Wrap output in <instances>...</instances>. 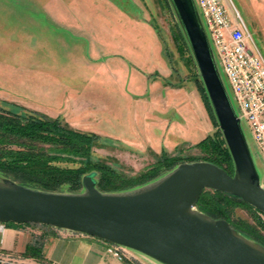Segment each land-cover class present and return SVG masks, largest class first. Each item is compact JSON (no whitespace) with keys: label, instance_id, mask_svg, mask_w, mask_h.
<instances>
[{"label":"rangeland","instance_id":"1","mask_svg":"<svg viewBox=\"0 0 264 264\" xmlns=\"http://www.w3.org/2000/svg\"><path fill=\"white\" fill-rule=\"evenodd\" d=\"M231 2L264 58V0ZM166 4L164 0H0V110L20 116L32 112L45 116L44 112H53L68 129L97 137L86 157L57 152L55 144L42 145L52 157L50 165L58 169L81 168L85 175L94 171L97 181L99 170L93 166L98 164L123 177H136L161 156L169 158L172 168L201 160V150L194 146L197 142L186 143L189 136L195 138L199 131L190 133L193 129L185 120L190 116V98L185 89L179 91L182 122L175 123L177 127L171 126L172 118L161 124L169 126L167 130L158 127L154 130L156 117L149 113L151 106L146 112L153 92L144 90V83L152 75L145 69L159 67L163 62L160 45L169 61V71L183 73L185 81L196 89L202 111L211 124L206 136L216 138L217 127L195 84L197 72L193 60L178 38L176 21ZM96 37L98 43L94 41ZM98 44L106 50L98 48ZM129 48L134 59L145 62V69L139 66L143 73L135 69L132 72L126 66L125 60L133 61L124 55ZM222 81L231 97L223 76ZM176 96L172 98L164 91L160 103H166L163 105L166 110L173 108ZM244 124L241 127L264 187V161L256 154ZM5 148L16 150L13 145ZM171 167H159L158 172L163 174ZM9 179L23 185L17 179ZM81 190L75 189L73 193ZM67 191V186L62 185L54 192ZM229 211L233 218L246 222L264 236L260 225L264 223L263 214L239 206ZM2 255L7 254L0 252ZM10 256L32 264H47L41 258ZM125 257L122 259L134 264H159L130 250H125Z\"/></svg>","mask_w":264,"mask_h":264},{"label":"water","instance_id":"2","mask_svg":"<svg viewBox=\"0 0 264 264\" xmlns=\"http://www.w3.org/2000/svg\"><path fill=\"white\" fill-rule=\"evenodd\" d=\"M166 2L233 162L232 174L208 162L180 163L151 183L112 194L96 191L93 174L82 177V190L73 194L31 190L1 177L0 224L93 237L159 264H264V247L195 209L200 194L211 190L264 215V187L198 7L194 0Z\"/></svg>","mask_w":264,"mask_h":264},{"label":"trees","instance_id":"3","mask_svg":"<svg viewBox=\"0 0 264 264\" xmlns=\"http://www.w3.org/2000/svg\"><path fill=\"white\" fill-rule=\"evenodd\" d=\"M174 25L179 40L187 48L181 36L182 33H180L176 23ZM195 80L198 92L201 93L204 99L205 107L209 111L212 123L215 124L214 127H217L202 85L198 81V78ZM214 136L216 138L205 136V138L201 141L199 140L194 145L201 150L202 158L198 161L212 163L215 167L218 166L223 169L230 176L233 172V162H231L228 150L218 130H216ZM94 142H97V137L93 134H81L76 130L68 129L58 119H49L41 116V114H35V112H32L30 115L25 114L20 116L10 111L0 110V176L4 179H17V181H21L23 186L31 188V190L44 191V193L58 191L60 186L66 185L67 192L72 194L75 189L81 188L80 181L85 176L83 169H58L50 165L49 162L52 160V157L45 153L46 148L44 149L42 145L55 144L56 149L59 148L57 152L80 153L83 157H86L89 156L90 147H92ZM10 145L15 146L16 150L5 148ZM169 162V158L161 156L150 165V168H146L136 177H123L122 174L116 173L112 169L110 170L104 164L93 166L99 170L97 181L94 179V171H90L86 175L93 174V180L96 181L95 188L98 192L110 194L125 192L134 188L137 189L142 185L151 183V181L158 179L160 176H164L165 173L174 168L168 164ZM159 167L163 169L166 167L171 168L164 171L163 174H159ZM196 203L195 209L198 212L212 219H223L229 224L230 228L235 229L243 238L253 240L256 244L264 247V236L260 235L256 231V228L246 222L243 223L242 220L236 217L233 218L230 213L229 210L234 206L255 211L249 206L243 205L242 201L238 198L207 190L201 193ZM254 213L257 214V212ZM260 225L264 228V223H260ZM3 226L8 228L19 225L8 223V225L4 224ZM25 250L23 256L33 259L40 258L39 245H29Z\"/></svg>","mask_w":264,"mask_h":264},{"label":"crops","instance_id":"4","mask_svg":"<svg viewBox=\"0 0 264 264\" xmlns=\"http://www.w3.org/2000/svg\"><path fill=\"white\" fill-rule=\"evenodd\" d=\"M94 41L98 43L99 38H94ZM156 42H158L157 38ZM110 46L113 47L114 44L113 46L110 44ZM98 48L106 50L104 45L100 46L98 44ZM161 48L163 47L161 46ZM161 48L159 45V56L163 59V62H160L159 67H150L145 69V62L140 58L134 59V56H131L133 53L130 48L125 50L124 55L127 56V58L130 56L133 58V61H131V59H129V61L125 60L127 64L126 66H129V69H131L132 72H134L135 69L136 71L143 73L139 70V66H141L145 69L146 73L148 72L149 74H152L149 79L146 78L147 81L144 83L143 87L145 88V91L150 90L151 93L153 92L149 98L150 101H148L146 105V112L148 107L151 106L149 113L152 114V117H156V122H154L155 126L152 125L154 130L157 127L160 130L161 128H163V130H167L166 128L169 126H161L165 120L170 121V119L173 118V123L171 125L173 128L177 127L175 123L182 122V119L179 117L180 112L178 111L181 105L179 102L181 100L178 99V96L179 91L182 92L185 89V91L188 92V96L190 98L188 111L190 112V116H188L185 120L190 122V130L193 129L190 133L196 134V131H199L195 135V138L189 136L186 141L187 144L193 145L208 135L211 131V124L207 121L204 114L205 112L202 111L200 104L201 98H199L196 89L193 85H191V83L185 81L183 73H171L169 71V61L166 59L164 51ZM125 56L122 57V59H125ZM164 91H166L168 95L172 96V98L177 95L172 101L173 108L166 110L165 106H163L166 103L163 105L160 103V98ZM146 112H144L145 115L143 116L147 115ZM44 115L49 118H58V115H54L53 112H44ZM0 225L2 226L0 228V252L6 253L7 255L23 257L26 247L36 244L39 245L41 261L47 262V264H134L128 260L126 261L125 259H118L114 257L111 251L112 246L110 244L98 241V239L93 237L71 234L70 232L62 230L58 231L56 229H46L45 227L40 226L21 225L6 228L3 224Z\"/></svg>","mask_w":264,"mask_h":264},{"label":"built area","instance_id":"5","mask_svg":"<svg viewBox=\"0 0 264 264\" xmlns=\"http://www.w3.org/2000/svg\"><path fill=\"white\" fill-rule=\"evenodd\" d=\"M194 2L221 74L228 84L238 121L245 123L253 148L264 161V58L231 0ZM111 251L118 259L127 257L125 249L119 246H112ZM0 264L32 263L2 255Z\"/></svg>","mask_w":264,"mask_h":264}]
</instances>
